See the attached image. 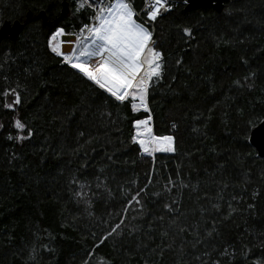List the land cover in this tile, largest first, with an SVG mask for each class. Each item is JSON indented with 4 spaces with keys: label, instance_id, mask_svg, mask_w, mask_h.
Segmentation results:
<instances>
[{
    "label": "trees",
    "instance_id": "trees-1",
    "mask_svg": "<svg viewBox=\"0 0 264 264\" xmlns=\"http://www.w3.org/2000/svg\"><path fill=\"white\" fill-rule=\"evenodd\" d=\"M186 1L156 21L145 112L50 49L95 5L68 0L61 18L63 0H0V25L25 20L0 43V264H264V156L250 140L264 119V0ZM149 115L174 152L133 142Z\"/></svg>",
    "mask_w": 264,
    "mask_h": 264
},
{
    "label": "snow or ice",
    "instance_id": "snow-or-ice-1",
    "mask_svg": "<svg viewBox=\"0 0 264 264\" xmlns=\"http://www.w3.org/2000/svg\"><path fill=\"white\" fill-rule=\"evenodd\" d=\"M88 3L89 0H81L79 8ZM93 3L98 24L84 25L81 35L83 36L85 30L87 35L78 41H61L59 38L63 37L65 32L63 28L57 29L49 38L51 51L62 56L63 62L77 69L117 101L123 103L130 98L134 111L142 109L150 112L147 105L148 88L153 77L157 78V81L161 77L163 59V54L155 48L153 31L137 21L132 0H109L107 3L105 0H93ZM162 8H170L167 0H153L150 10L147 11L148 20L155 21ZM184 32L191 35L190 29H184ZM62 44L72 46V51L62 52ZM137 100L139 104L136 103ZM19 103L20 98L16 95L15 100L6 106L13 107V104ZM150 121L149 115L133 122V142L139 144L142 152L149 156H154L157 152H174V137L156 135ZM14 126L20 130L25 128V124L20 120H16ZM31 135L29 131L28 137L18 136L17 139L29 138ZM9 139L12 137L9 136ZM136 196H139V193H136ZM119 227L120 224H117L108 235L115 233Z\"/></svg>",
    "mask_w": 264,
    "mask_h": 264
},
{
    "label": "water",
    "instance_id": "water-1",
    "mask_svg": "<svg viewBox=\"0 0 264 264\" xmlns=\"http://www.w3.org/2000/svg\"><path fill=\"white\" fill-rule=\"evenodd\" d=\"M227 0H187L185 4V9H196L203 6H212L218 11H222L225 2ZM72 12V8L68 0H63L61 10H60V17H66L70 15ZM32 12L28 11L26 18L28 19L31 16ZM40 16L43 18L44 21L47 20V15L44 10L40 11ZM25 25V20L21 21L19 19L11 20V19H4L0 25V43L3 39H16L20 32L23 30ZM76 39V29H71L68 32L65 31V35L61 37V41H75ZM72 49V46L62 44L61 51L68 52ZM14 91L11 93H7L6 100L8 103H12L15 100ZM17 106V104H14ZM250 140L251 143L256 147L259 156H264V119L261 120L259 123L253 125L251 127L250 132Z\"/></svg>",
    "mask_w": 264,
    "mask_h": 264
},
{
    "label": "built area",
    "instance_id": "built-area-1",
    "mask_svg": "<svg viewBox=\"0 0 264 264\" xmlns=\"http://www.w3.org/2000/svg\"><path fill=\"white\" fill-rule=\"evenodd\" d=\"M107 2H109V0H105V3H107ZM170 2H171V0H167V4L169 6H170ZM152 3H153V0H144L141 7H135L133 5H132V7L135 10L136 17L139 20H141L145 25H147L150 30L153 31V40L156 43V38H155L156 21H157L158 17L167 14L170 8L168 10H165L164 8H162L161 14L158 15L157 19L155 21H149L148 17H147V11L150 10V6L152 5ZM146 5H147V7H146ZM103 6L104 5H100V7H103ZM95 17H96V11L91 15L90 19L86 23H84L79 29L76 30L75 41H78V39H83V36L87 35V30L84 31L83 36L81 35V29L84 25L98 24V21L95 19ZM71 51H72V49L70 51H68L67 53H70Z\"/></svg>",
    "mask_w": 264,
    "mask_h": 264
},
{
    "label": "rangeland",
    "instance_id": "rangeland-1",
    "mask_svg": "<svg viewBox=\"0 0 264 264\" xmlns=\"http://www.w3.org/2000/svg\"><path fill=\"white\" fill-rule=\"evenodd\" d=\"M89 2L94 6L95 4L93 3V0H89ZM139 22V20H137ZM140 23V22H139ZM61 40V37L59 38ZM137 104H139V101L137 100L136 102ZM150 126L152 127V122L150 121ZM153 128V127H152ZM153 157V156H152Z\"/></svg>",
    "mask_w": 264,
    "mask_h": 264
},
{
    "label": "crops",
    "instance_id": "crops-1",
    "mask_svg": "<svg viewBox=\"0 0 264 264\" xmlns=\"http://www.w3.org/2000/svg\"><path fill=\"white\" fill-rule=\"evenodd\" d=\"M137 20H139L137 17H136ZM140 23L144 24L141 20H139ZM147 26V25H146ZM148 27V26H147Z\"/></svg>",
    "mask_w": 264,
    "mask_h": 264
}]
</instances>
